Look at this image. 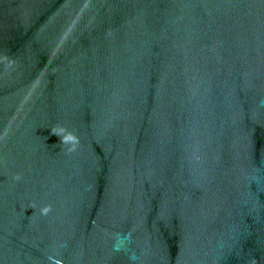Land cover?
Returning <instances> with one entry per match:
<instances>
[{
	"label": "water",
	"instance_id": "obj_1",
	"mask_svg": "<svg viewBox=\"0 0 264 264\" xmlns=\"http://www.w3.org/2000/svg\"><path fill=\"white\" fill-rule=\"evenodd\" d=\"M0 264H264V0H0Z\"/></svg>",
	"mask_w": 264,
	"mask_h": 264
},
{
	"label": "clouds",
	"instance_id": "obj_2",
	"mask_svg": "<svg viewBox=\"0 0 264 264\" xmlns=\"http://www.w3.org/2000/svg\"><path fill=\"white\" fill-rule=\"evenodd\" d=\"M51 132L52 134L59 137L60 144H70L71 145L68 149L69 151L75 150V146L76 144H78L79 141H78V138L74 134L68 132L62 135L61 133L64 132V129H60L59 131H57L56 129H51ZM47 210H48L47 208L43 209V211L45 212Z\"/></svg>",
	"mask_w": 264,
	"mask_h": 264
}]
</instances>
